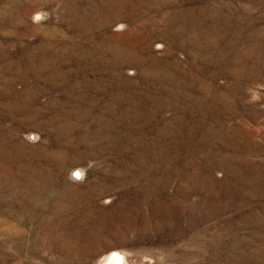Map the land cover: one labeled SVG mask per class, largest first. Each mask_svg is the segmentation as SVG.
Instances as JSON below:
<instances>
[{"label":"rangeland","instance_id":"rangeland-1","mask_svg":"<svg viewBox=\"0 0 264 264\" xmlns=\"http://www.w3.org/2000/svg\"><path fill=\"white\" fill-rule=\"evenodd\" d=\"M264 264V0H0V264Z\"/></svg>","mask_w":264,"mask_h":264},{"label":"bare ground","instance_id":"bare-ground-1","mask_svg":"<svg viewBox=\"0 0 264 264\" xmlns=\"http://www.w3.org/2000/svg\"><path fill=\"white\" fill-rule=\"evenodd\" d=\"M100 264H127V259L117 253L110 252L105 255Z\"/></svg>","mask_w":264,"mask_h":264}]
</instances>
